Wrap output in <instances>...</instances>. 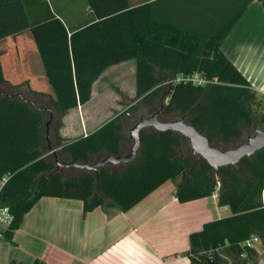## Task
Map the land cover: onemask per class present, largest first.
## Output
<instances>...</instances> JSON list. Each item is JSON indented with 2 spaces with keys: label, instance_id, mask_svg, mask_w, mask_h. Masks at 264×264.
<instances>
[{
  "label": "trees",
  "instance_id": "trees-1",
  "mask_svg": "<svg viewBox=\"0 0 264 264\" xmlns=\"http://www.w3.org/2000/svg\"><path fill=\"white\" fill-rule=\"evenodd\" d=\"M89 2L95 22L69 31L53 16L32 26L22 0H0V43L31 31L54 89L52 93L32 90L31 98L20 91H5L2 86L14 89L18 83L3 74L0 50V179H6L0 208L8 207L13 215L5 238L13 241L25 216L43 198L80 200L86 214L99 207L128 212L166 182L181 180L176 194L180 203L218 193L219 206L231 211V216L207 223L190 236L189 264H208L209 259L219 264H255L263 256L246 243L253 236L264 242V149L237 165L215 170L192 152L182 134L147 127L140 132V148L130 162L109 163L97 171L58 166V162L95 164L128 155L134 127L129 119L135 113L141 114L139 120L156 113L161 122L182 119L221 150L264 130V97L221 51L253 0L210 36L179 28L178 35L168 32V27L158 31L156 19L144 32L141 10L122 11L129 8L128 0L114 10H100L107 0ZM133 59L137 91L132 106L88 137L71 141L58 137L49 146L50 117L44 99L52 103L58 130L70 110L91 100L94 84L107 69ZM194 74L219 83L197 87L175 82L179 75ZM261 104L262 112L257 113L254 106Z\"/></svg>",
  "mask_w": 264,
  "mask_h": 264
},
{
  "label": "crops",
  "instance_id": "crops-1",
  "mask_svg": "<svg viewBox=\"0 0 264 264\" xmlns=\"http://www.w3.org/2000/svg\"><path fill=\"white\" fill-rule=\"evenodd\" d=\"M22 1L32 26L53 16L72 31L96 20L89 0ZM107 1L100 10H114L124 2ZM246 1L128 0L129 8L122 11L141 10L144 32L156 19L158 31L168 27L173 35L186 29L210 36ZM23 33L0 43L3 74L18 83L14 89L8 85L2 88L20 91L27 98L32 97V90L52 93L35 37L31 31ZM221 51L260 96L264 89V0L248 5ZM136 91L137 61L133 59L107 69L94 84L91 100L70 110L58 130L53 125L52 103L44 99L50 117L49 146L58 137L71 141L100 130L132 106L129 99ZM143 112L147 113L145 107ZM139 114L129 120L134 122ZM5 181L0 179V190ZM180 183L166 182L128 212L99 207L86 214L80 200L43 198L25 216L12 242L5 236L0 239V264H189L190 236L207 223L231 216V211L219 206L218 193L180 203L176 195Z\"/></svg>",
  "mask_w": 264,
  "mask_h": 264
},
{
  "label": "water",
  "instance_id": "water-1",
  "mask_svg": "<svg viewBox=\"0 0 264 264\" xmlns=\"http://www.w3.org/2000/svg\"><path fill=\"white\" fill-rule=\"evenodd\" d=\"M147 127H153L158 131H174L182 134L189 140L190 147L194 154L203 158L208 165L215 170L227 166H234L246 157L255 155L258 151L264 149V130H256L247 140L234 148L221 150L209 144L206 136L200 134L193 126L187 124L184 120L173 122H161L158 120V113L153 116L140 119L130 131V138L133 141L131 151L126 156L107 157L103 161L95 164L64 162L59 163V167H77L97 171L98 168L106 166L109 163H126L136 158L140 148V132ZM208 264H219L214 259H209ZM255 264H264V257L257 260Z\"/></svg>",
  "mask_w": 264,
  "mask_h": 264
},
{
  "label": "built area",
  "instance_id": "built-area-1",
  "mask_svg": "<svg viewBox=\"0 0 264 264\" xmlns=\"http://www.w3.org/2000/svg\"><path fill=\"white\" fill-rule=\"evenodd\" d=\"M175 82L177 83H189L197 87H204L210 84H218L217 79L210 80L200 74L194 75H179ZM261 95L264 97V89L261 91ZM13 221V215L10 212L8 207L0 208V239L4 237V231L11 225ZM258 241L257 237H252L247 241L249 247H255L256 242Z\"/></svg>",
  "mask_w": 264,
  "mask_h": 264
},
{
  "label": "rangeland",
  "instance_id": "rangeland-1",
  "mask_svg": "<svg viewBox=\"0 0 264 264\" xmlns=\"http://www.w3.org/2000/svg\"><path fill=\"white\" fill-rule=\"evenodd\" d=\"M129 100L132 101L133 98H131V99H129ZM254 109H255V111H256L257 113L262 112V109H263L262 104H261V105H255V106H254ZM144 113H145V112H144ZM139 115H141V114H139ZM139 117H140V116H138V118H139ZM138 121H139V119H136V120L133 122L134 125H135ZM132 128H133V127H132ZM130 131H131V130H130ZM129 135H130V132H129ZM189 146H190V143H189ZM255 247H256L257 250L259 251V254H260L261 256L264 257V242L258 239V241L256 242ZM263 257H262V258H263Z\"/></svg>",
  "mask_w": 264,
  "mask_h": 264
}]
</instances>
